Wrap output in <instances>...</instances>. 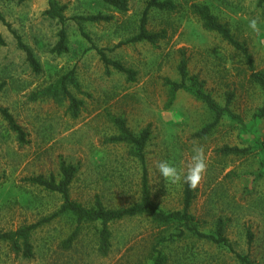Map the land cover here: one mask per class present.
I'll return each instance as SVG.
<instances>
[{"label":"rangeland","instance_id":"374dc122","mask_svg":"<svg viewBox=\"0 0 264 264\" xmlns=\"http://www.w3.org/2000/svg\"><path fill=\"white\" fill-rule=\"evenodd\" d=\"M53 1L63 6L66 19L68 51L61 54L51 50L61 25L46 13L49 0H0V13L41 66L34 72L12 32L0 23L5 41L0 106L25 133V141H19L0 114V232L34 223L60 207V194L31 178L59 180L65 163L77 168L70 197L86 207L96 199L107 208L138 203L145 183L158 208L180 210L188 175L194 192L191 225L214 233L221 219L227 243L203 239L181 221L166 226L139 215L109 224L110 251L101 256L96 253L100 224H83L69 246L65 240L75 220L66 215L32 233L31 257L0 241V264H152L150 241L158 235L169 237L162 246L166 264H264V116L257 115L264 95L250 77L264 70V1L172 0L171 11L152 7L146 27L164 35L154 43L129 40L138 32L147 0H127L126 11L102 0ZM193 4H207L247 46L252 68L219 33L203 27ZM90 14L111 18H78ZM98 49L134 70V78L106 66ZM182 55L188 75L229 109L212 127L213 112L191 92L179 90L171 99L166 79L180 80ZM66 75L74 76L66 85L80 101L75 116L60 86ZM116 119L136 135L149 129L144 162L133 145L112 140L120 133ZM234 146L242 151H225Z\"/></svg>","mask_w":264,"mask_h":264},{"label":"trees","instance_id":"16d2710c","mask_svg":"<svg viewBox=\"0 0 264 264\" xmlns=\"http://www.w3.org/2000/svg\"><path fill=\"white\" fill-rule=\"evenodd\" d=\"M102 1L117 8L120 11H126L128 9L127 0ZM152 7L157 8L161 11H171L174 9L175 4L172 0H147L146 6L140 19L138 32L129 39L130 41L136 42L143 40L149 43H154L164 36L162 33L152 32L146 27L148 13ZM192 9L193 13L202 21V25L205 29L219 33L224 40H226L243 54V56L249 63V66L252 68V60L247 46L239 42L232 35L229 27L216 18V16L210 11V8L207 4H193ZM62 10L63 6L57 7L53 0H49V8L46 10V13L50 17L57 18L61 25L57 33L58 39L51 49L57 54L68 51L67 31L65 28L66 19L61 13ZM78 18L81 20L99 21L109 20L111 17L102 14H90L86 16H78ZM0 23L5 24L12 32L14 38L16 39L18 48L24 51L26 59L34 72H40L41 66L39 64V61L33 54V51L27 44L22 41L20 35H18L15 30L10 28L9 23L5 21L1 13ZM4 44L5 41L0 34V46H3ZM97 51L102 62L106 66H113L117 71L125 73L128 78H134V70L125 67L118 61L110 59L106 56L102 49H98ZM178 71L180 75L179 81L166 79V82L170 89L171 99L179 90H186L191 92L197 99L201 100L214 114V120L208 125V127L216 125L224 114L229 113L227 105H218L211 94L204 90L201 82L196 77H191L188 75L187 60L183 55L178 64ZM250 77L252 81L259 84L264 95V70L259 72H252L250 74ZM73 81L74 76L66 75L60 79V86L63 95L69 100V108L71 110V113L75 116L78 112L80 101L71 94L66 85L67 82L71 83ZM0 114L7 121L9 128L17 134L18 140L22 142L25 141V133L23 129L15 121L8 109L0 106ZM257 115L264 116V103L257 112ZM115 122L120 133L114 136L112 140L124 141L133 145L136 148L135 156L141 162H144V148L149 138V129H144L139 135H136L128 129L123 120L116 119ZM225 151L238 153L241 152L242 149L234 146L226 147ZM60 171L62 176L59 180H55V177L53 175H50L48 178H45L42 175L34 176L31 178L34 183L42 186L43 188L60 194V196L62 197V203L60 207L53 213L40 218L34 223L19 226L14 230L0 232V241L7 242L11 250L16 253L21 252L22 256L25 258L31 257L33 255V245L31 243L32 233L38 227L50 222L54 218L66 215L71 216L75 220V226L68 238L65 240V242L69 244V246L78 237L83 224H100V227L97 231L96 253L101 256L107 255L110 251L111 230L109 224L116 220L139 215H146L151 222L159 225L168 226L173 222L181 221L187 230L203 239L214 243H227V239L224 236V224L221 219L217 221L216 230L214 233L200 232L196 226L191 225L190 222L192 219V215L190 214L189 209L194 198V192L188 175L184 178L182 209L176 211H164L158 208L151 200L149 193L147 192V189L145 187V183L143 186L141 199L138 203L124 208H107L100 200L96 199L92 206L86 207L80 202L71 199L69 193V187L74 179L77 168L73 164L61 163ZM168 238L169 237H164V235H158L154 236L151 239L148 258L152 259V264H166L167 258L162 251V246L168 240ZM247 240L248 242L252 241V234L250 232H247ZM236 256L245 263H249L246 256L239 255L238 253H236Z\"/></svg>","mask_w":264,"mask_h":264}]
</instances>
